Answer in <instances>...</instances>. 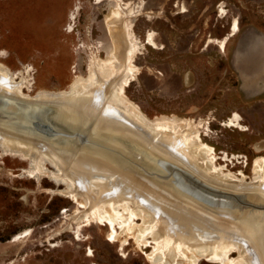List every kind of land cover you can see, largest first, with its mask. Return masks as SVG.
I'll return each mask as SVG.
<instances>
[{"label": "rangeland", "instance_id": "1", "mask_svg": "<svg viewBox=\"0 0 264 264\" xmlns=\"http://www.w3.org/2000/svg\"><path fill=\"white\" fill-rule=\"evenodd\" d=\"M113 11L136 17L137 37L145 42L152 33L158 46L146 45L135 59L141 70L126 90L128 98L150 119L189 121L216 149L219 164L252 178L254 160L264 157V44L253 47L264 39V0H0V66L32 96L69 91L114 50L107 25ZM235 20L240 31L233 30ZM221 40L224 50L217 44ZM32 135L50 140L41 132ZM20 164L0 157V264H150L133 239L123 252L108 241L109 227L85 219L86 210L77 213L72 201L47 193L57 192L55 185L22 177L28 166ZM170 175L169 169L151 174L156 184L202 208L158 183ZM263 218L261 213L249 222H231L255 235Z\"/></svg>", "mask_w": 264, "mask_h": 264}, {"label": "bare ground", "instance_id": "2", "mask_svg": "<svg viewBox=\"0 0 264 264\" xmlns=\"http://www.w3.org/2000/svg\"><path fill=\"white\" fill-rule=\"evenodd\" d=\"M125 15L113 11L107 18L114 50L69 91L42 90L32 96L0 66V157L27 165L22 177L55 185L57 192L47 193L72 201L77 213L86 210L85 219L109 227L108 241L123 252L133 239L150 264H264V224L250 235L231 222H249L264 211L211 199L184 185L177 174L157 180L203 209L196 208L151 176L172 165L212 188L249 192L236 193L264 205V157L254 160L252 178L244 171L233 173L226 162L218 163L216 149L189 121L150 119L128 98L126 90L141 70L135 59L157 42L152 33L142 42L133 31L136 17ZM233 30H239L238 20ZM217 44L226 48L225 41ZM32 131L50 140L35 138ZM68 135L72 142L64 140ZM235 251L236 259L231 257Z\"/></svg>", "mask_w": 264, "mask_h": 264}, {"label": "water", "instance_id": "3", "mask_svg": "<svg viewBox=\"0 0 264 264\" xmlns=\"http://www.w3.org/2000/svg\"><path fill=\"white\" fill-rule=\"evenodd\" d=\"M258 37H261L260 35H257ZM244 42V40L242 41ZM245 42L248 44L250 42V39L245 40ZM259 43H264V39L261 41H257ZM242 56V55H241ZM251 59V57L249 58ZM245 58H241V61L244 63ZM248 62V61H246ZM248 65V63L246 64ZM250 65V64H249ZM169 169L171 175L170 177L172 178L175 174L178 175V178L183 182L184 185L195 189L199 192H201L203 195L214 199V200H224L225 202H228V204H231L235 207H241L245 209H251V210H261L264 211V205L258 204L253 202L252 200H248V198L236 193V192H229L225 190H219L210 187L209 185L203 183L201 180L198 178L194 177L193 175L189 174L188 172L182 170V169H177L176 167H168L167 170ZM159 177V176H157ZM170 178V179H171ZM167 179L166 181L170 180Z\"/></svg>", "mask_w": 264, "mask_h": 264}, {"label": "crops", "instance_id": "4", "mask_svg": "<svg viewBox=\"0 0 264 264\" xmlns=\"http://www.w3.org/2000/svg\"><path fill=\"white\" fill-rule=\"evenodd\" d=\"M250 42H251V41H250ZM250 42H249V43H250ZM249 43H248V44H249ZM262 44H264V43H259V44H258L259 46H253V47L263 48V45H262ZM252 51H253V50H250V51L248 50V51H246V53L249 54V58H250V57H253ZM246 53H244V55H245ZM244 55H243V56H244ZM243 58H245V57H243Z\"/></svg>", "mask_w": 264, "mask_h": 264}, {"label": "flooded vegetation", "instance_id": "5", "mask_svg": "<svg viewBox=\"0 0 264 264\" xmlns=\"http://www.w3.org/2000/svg\"><path fill=\"white\" fill-rule=\"evenodd\" d=\"M238 31H240V22H239V30ZM235 35V34H234ZM154 48H158V46L157 47H154Z\"/></svg>", "mask_w": 264, "mask_h": 264}]
</instances>
